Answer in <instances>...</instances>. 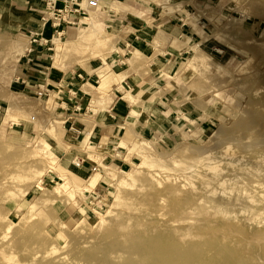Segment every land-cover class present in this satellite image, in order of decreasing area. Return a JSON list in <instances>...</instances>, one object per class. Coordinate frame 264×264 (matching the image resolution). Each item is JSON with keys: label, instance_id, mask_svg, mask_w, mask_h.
Masks as SVG:
<instances>
[{"label": "rangeland", "instance_id": "rangeland-1", "mask_svg": "<svg viewBox=\"0 0 264 264\" xmlns=\"http://www.w3.org/2000/svg\"><path fill=\"white\" fill-rule=\"evenodd\" d=\"M110 1L118 11L99 0L98 22L34 44V62L113 88L138 23L173 40L176 64L158 93L168 124L89 187L54 99L14 86L31 1L0 0V264H264V0Z\"/></svg>", "mask_w": 264, "mask_h": 264}, {"label": "crops", "instance_id": "crops-1", "mask_svg": "<svg viewBox=\"0 0 264 264\" xmlns=\"http://www.w3.org/2000/svg\"><path fill=\"white\" fill-rule=\"evenodd\" d=\"M30 1L31 11L29 8L28 11L32 13L26 16L25 32L38 35V43L42 42V34L44 40H50L52 31L49 27L43 28L40 18L46 0ZM102 4L105 6L103 11L110 12L111 8L118 11V7L110 0H102ZM93 17L95 13L84 20L86 27L90 26ZM127 28L129 35L134 36L131 39L125 36L117 43L115 55L116 60L120 61L115 63L117 69L114 74L122 75L123 78L113 88L100 90L102 77L99 73L91 75L83 71V79H80L78 70L66 73L53 66L35 63L34 60L39 59L31 57L34 49L29 56L24 57L20 76L14 82V86L19 89L31 85L36 91L40 87L48 90V98L54 99L56 115L63 128L64 143L68 149L75 150V160L80 162V166L75 161L72 165L79 172V177H76L81 180L88 175L90 179L95 167L97 172L103 167H116L120 171L131 168L137 158L131 155L134 145L168 124L167 111L163 112L161 105L165 98L158 93L168 86V79L176 64V54L170 53L173 40L168 38L166 40L170 42L161 41L156 45L155 37L147 35L149 29L144 24L137 23L135 28ZM115 34L112 39L114 49L118 38V33ZM56 39L61 41L55 37L52 44ZM28 47L26 52L31 50L30 42ZM44 51L36 50V53L43 55ZM136 51L140 59L135 56ZM125 52L131 55L129 59H124ZM106 62V69L101 68L98 72L105 71L104 75L112 78L114 74L109 72V63ZM96 84H99L97 88ZM128 93L132 94L133 102L126 99ZM96 175L100 178V174H94L92 178Z\"/></svg>", "mask_w": 264, "mask_h": 264}, {"label": "built area", "instance_id": "built-area-1", "mask_svg": "<svg viewBox=\"0 0 264 264\" xmlns=\"http://www.w3.org/2000/svg\"><path fill=\"white\" fill-rule=\"evenodd\" d=\"M98 6L99 0H46L41 22L43 28L49 27L51 29L52 37L50 40H44L42 34L40 35L42 42L38 43V35L30 33L31 50L26 56L33 52L32 46L34 44L44 46L49 42L52 43L55 37H59L61 40L72 27L84 25V20L90 17V13L97 10ZM78 78L83 79V75L78 74ZM37 93L40 98L48 97V90L42 87ZM76 165L80 166V162H77ZM92 171L96 172L97 167L93 168Z\"/></svg>", "mask_w": 264, "mask_h": 264}, {"label": "bare ground", "instance_id": "bare-ground-1", "mask_svg": "<svg viewBox=\"0 0 264 264\" xmlns=\"http://www.w3.org/2000/svg\"><path fill=\"white\" fill-rule=\"evenodd\" d=\"M98 8H99V6H98ZM98 10V9H97ZM97 10H95V11H92L91 13H90V16L91 15H93ZM89 18V17H88ZM111 42V40L110 39H108V40H105V43H106V45H108V43H110ZM27 47V46H26ZM23 49V48H22ZM21 49V50H22ZM28 49V48H27ZM27 49H25V51L27 50ZM23 52H24V49H23ZM136 53V52H135ZM15 57H16V55H15ZM17 58H18V55H17ZM15 62V61H14ZM118 82H120V80H117V84L116 83H114V86H116V85H118L119 83ZM127 98V97H126ZM225 145V144H224ZM227 145V144H226ZM205 162V161H204ZM92 178V177H91ZM90 178V179H91ZM94 182H95V177H93L90 181H89V187H93L94 186ZM88 187V186H87Z\"/></svg>", "mask_w": 264, "mask_h": 264}]
</instances>
